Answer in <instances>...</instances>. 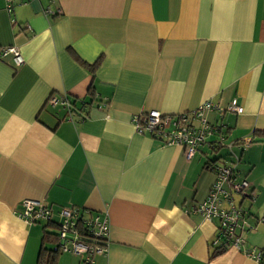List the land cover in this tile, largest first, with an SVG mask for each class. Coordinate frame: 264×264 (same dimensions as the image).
I'll list each match as a JSON object with an SVG mask.
<instances>
[{
  "label": "crops",
  "instance_id": "crops-1",
  "mask_svg": "<svg viewBox=\"0 0 264 264\" xmlns=\"http://www.w3.org/2000/svg\"><path fill=\"white\" fill-rule=\"evenodd\" d=\"M23 1L0 0V53L24 57L0 59V264H40L45 225L19 218L25 200L107 218L92 264H261L247 252L264 253V0ZM204 104L215 130L191 160L133 123ZM216 162H236L255 199L244 243L213 256L217 222L193 210Z\"/></svg>",
  "mask_w": 264,
  "mask_h": 264
},
{
  "label": "built area",
  "instance_id": "built-area-1",
  "mask_svg": "<svg viewBox=\"0 0 264 264\" xmlns=\"http://www.w3.org/2000/svg\"><path fill=\"white\" fill-rule=\"evenodd\" d=\"M7 11L11 12L17 4H24L23 0H4ZM49 14L51 11L48 10ZM12 55L15 64L19 67L24 64V57L16 47L2 49L0 59ZM49 104L62 105L70 109L68 97L51 96ZM211 104H204L193 112L164 115L159 111H151L144 115L135 116L133 123L139 135H150L153 138L164 140L169 146H183L187 160L194 158L201 145L206 143L207 137L213 129L205 118V112L212 110ZM229 111L237 114L243 113L237 100H234ZM194 123L198 124V127ZM215 130V129H214ZM239 161V158H237ZM237 163L221 162L213 163L211 170L216 174L210 194L207 199L198 204L193 212L203 215L209 221L217 222V235L215 245L220 247H241L244 243L242 233L252 230L253 227L247 221L248 212L245 202H252L253 186L246 178H241L236 169ZM27 225H47L55 223L58 226L57 251L84 256L87 263L92 264L96 254H105L107 248L100 243L109 237V221L99 214L89 218L80 214L76 208L63 206H48L39 201L25 200L21 203V211L18 214ZM84 228L88 230H84ZM88 233L93 242L85 241L81 234ZM247 254L262 264L264 255L259 251H248Z\"/></svg>",
  "mask_w": 264,
  "mask_h": 264
},
{
  "label": "trees",
  "instance_id": "trees-1",
  "mask_svg": "<svg viewBox=\"0 0 264 264\" xmlns=\"http://www.w3.org/2000/svg\"><path fill=\"white\" fill-rule=\"evenodd\" d=\"M100 61H97L94 65H90V69H92V71H95L99 65ZM49 104V103H48ZM82 107L79 108L78 110L83 111L88 110V107L85 105V103L82 102ZM255 136H264V133L259 134V133H255ZM253 194H254V198H255V190L253 189ZM49 206V205H48ZM51 206V205H50ZM248 212V217L252 216L251 212L247 209ZM247 217V218H248ZM248 221V219H247ZM45 228L43 229L44 232V236H43V247L39 256V263L41 264H51L56 261V257L60 255V253H63L61 251H57L58 248V243H59V239H58V226L55 223H47V225L44 226ZM84 230H88L86 228H84ZM250 230H246L244 232H248ZM243 232V233H244ZM81 234L85 237V241L92 243L93 242V237L88 235V233H83L81 231ZM101 245L108 247L109 245V239H105L102 243H100ZM49 245H51V247H48ZM229 248V246L227 245V247H221L218 250H216L213 254V256H217L221 253H223L224 251H226ZM264 255V253H262ZM89 264V263H88ZM264 264V263H263Z\"/></svg>",
  "mask_w": 264,
  "mask_h": 264
},
{
  "label": "rangeland",
  "instance_id": "rangeland-1",
  "mask_svg": "<svg viewBox=\"0 0 264 264\" xmlns=\"http://www.w3.org/2000/svg\"><path fill=\"white\" fill-rule=\"evenodd\" d=\"M248 203H249L248 201L245 202L246 205H248Z\"/></svg>",
  "mask_w": 264,
  "mask_h": 264
}]
</instances>
